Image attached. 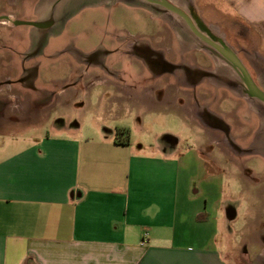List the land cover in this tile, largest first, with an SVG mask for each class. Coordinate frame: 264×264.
Returning <instances> with one entry per match:
<instances>
[{
    "label": "crops",
    "instance_id": "0c3cea01",
    "mask_svg": "<svg viewBox=\"0 0 264 264\" xmlns=\"http://www.w3.org/2000/svg\"><path fill=\"white\" fill-rule=\"evenodd\" d=\"M119 3L144 13L164 9L144 0H0V18L10 23L4 24L11 32L5 42L25 52L22 67L54 57L61 48L54 55H49L48 48L57 45L55 40L64 32L69 34L85 9ZM205 4L235 22L238 30L251 31V38L255 37L251 45L259 60L252 61V67L245 66L264 91V0H206ZM164 28L159 22L143 27L150 32L146 42L154 44L152 59L159 57V77L164 79L159 88L168 102L165 107L156 104L154 112L179 120L185 134L191 132L197 143L200 135L207 136L199 123L205 111L229 124V132L235 126H231L232 119L238 116V98H246L238 93V72L215 56H209L212 66L205 69V56H189L191 47L182 34L172 39L164 33L166 43L159 39L156 30ZM65 46L71 48L73 43ZM176 57L181 59L178 70L172 64ZM5 60L16 66L12 58ZM20 88L26 91L24 96L36 97V104L47 95L50 101L62 92L75 94L59 86L35 92ZM201 88L212 93L206 92V97ZM251 104L247 109L254 118L257 112ZM88 107L91 111L93 105ZM256 117V132L243 151L264 157V114ZM104 125L94 119L85 129L74 128L65 120L54 126L67 131L74 128L75 134L45 132L21 140L13 150L5 146L0 150L5 152L0 155V264H237L230 259L233 253L218 249L219 214L227 223L233 217L224 200L222 174L208 165L206 151L181 146L182 139L171 134L155 150L152 144L130 139L126 144L116 143L114 129ZM234 134L242 136L237 130Z\"/></svg>",
    "mask_w": 264,
    "mask_h": 264
},
{
    "label": "rangeland",
    "instance_id": "374dc122",
    "mask_svg": "<svg viewBox=\"0 0 264 264\" xmlns=\"http://www.w3.org/2000/svg\"><path fill=\"white\" fill-rule=\"evenodd\" d=\"M170 1L184 9L198 28L204 29L218 42L230 47L244 65L252 67V61L259 60L251 45L255 42V37L251 38V31L247 33L245 29L238 30L235 22L205 6L206 0ZM157 8L159 10L156 14L121 6L120 3L100 9L87 8L82 13V20L76 19L70 26L69 34L64 32L55 40L57 45L48 48L51 52L49 55H54L53 51L61 48L60 54L24 63L23 67L25 52L20 47L7 45L9 42L5 40L11 32L4 24L10 23L5 18H0V77L6 74H11L12 79L19 77L17 86H12V91H0V150L4 146L7 151L13 150L20 145L21 140L29 141L45 132L72 134L76 125L85 129L94 119L105 123L107 128L110 126L114 132L120 126L128 127L121 128L127 130L128 139L133 143L152 144L153 150L162 138L168 139V134L172 135L171 138L177 136L182 139L179 145L197 146L205 150L208 165L222 174L224 200L231 207L233 220L227 223L222 213L219 214L218 249L223 253H233L230 259L237 264H264V157L251 156L243 151L249 145L248 138L256 132V115L264 114V109L257 107L255 103H263L254 97L252 100L239 75L238 93L246 98H238V116L231 123V126L235 124L237 128L230 127L228 132L226 126L229 124L205 111L199 117V123L207 136L200 135L199 143L191 139V132L188 136L185 134L179 120L164 112H154L156 104L165 107L168 102L159 88V83L164 81L159 77L162 71L159 57L157 60L152 59L154 44L146 42L150 32L143 27L150 23H163L165 30L156 32L164 43L165 37L174 39L177 33L182 34L191 47L187 51L189 56H205V69L212 66L209 56L221 57L191 31L182 17L165 8ZM213 21H220V24L217 22L218 26H213ZM167 24H171L172 30ZM70 43H73L71 48L65 46ZM171 49L175 51V41ZM164 53L165 50L162 55ZM11 58L16 66L6 64L5 59ZM179 60L181 61L176 57L172 63L175 70L180 66ZM251 70L255 74V70ZM23 84L33 92L36 88L50 90L59 86L67 89V93L74 90L75 94L67 96L62 95V92L61 95H52L54 97L50 101L47 95L38 104L36 97L25 95L22 102L20 95L26 93L20 88ZM6 91H14L18 96L10 94L8 99ZM200 91L206 97V92L212 93L206 88H201ZM252 102L253 110L257 112L254 118H250L252 113L247 109ZM63 103H66V107ZM91 105L92 110H87ZM51 106L55 109L43 111ZM210 106L215 107L214 104ZM38 108L41 112L37 111ZM218 115L224 114L219 112ZM245 115L246 119L242 120ZM65 120L68 124L73 123L72 130H60L54 126ZM145 130L150 131V134H145ZM236 130L242 136L234 134ZM210 139H214V142H210ZM239 139L244 143H236ZM15 140H18L17 143ZM3 154L5 152H0V155Z\"/></svg>",
    "mask_w": 264,
    "mask_h": 264
},
{
    "label": "water",
    "instance_id": "95a60500",
    "mask_svg": "<svg viewBox=\"0 0 264 264\" xmlns=\"http://www.w3.org/2000/svg\"><path fill=\"white\" fill-rule=\"evenodd\" d=\"M147 2H152L154 4H158L165 9L172 11L182 17L191 31L206 42L209 46H211L215 51H217L220 56L230 65L232 66L238 74L241 76L243 83L248 91V93L264 102V91L255 83L253 78L251 77L248 69L238 57V55L227 45L218 42L214 36H211L210 33L204 31V29L198 28L194 23L192 17L181 7L175 5L170 0H144Z\"/></svg>",
    "mask_w": 264,
    "mask_h": 264
},
{
    "label": "flooded vegetation",
    "instance_id": "af4514ba",
    "mask_svg": "<svg viewBox=\"0 0 264 264\" xmlns=\"http://www.w3.org/2000/svg\"><path fill=\"white\" fill-rule=\"evenodd\" d=\"M23 64V63H22ZM18 78L19 77H15L14 79L10 78V74H6L2 77H0V91L4 90V89H9L8 91H12L13 87L12 86H17V83H18ZM27 86L23 84V88H26ZM6 91V92H8ZM9 95H7V98L9 99L10 98V94L12 95H17L18 96V93H9ZM21 96V99H22V102H23V99L25 98L23 94L20 95Z\"/></svg>",
    "mask_w": 264,
    "mask_h": 264
},
{
    "label": "trees",
    "instance_id": "16d2710c",
    "mask_svg": "<svg viewBox=\"0 0 264 264\" xmlns=\"http://www.w3.org/2000/svg\"><path fill=\"white\" fill-rule=\"evenodd\" d=\"M120 136V137H119ZM115 142L120 144H126L128 142V132L124 129H116Z\"/></svg>",
    "mask_w": 264,
    "mask_h": 264
}]
</instances>
